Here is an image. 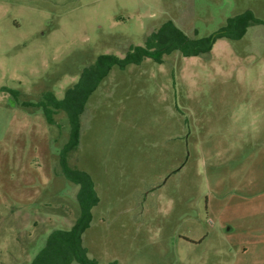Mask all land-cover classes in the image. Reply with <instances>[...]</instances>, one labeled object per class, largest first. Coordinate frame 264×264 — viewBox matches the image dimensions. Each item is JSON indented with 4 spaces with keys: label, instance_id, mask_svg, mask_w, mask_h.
<instances>
[{
    "label": "rangeland",
    "instance_id": "374dc122",
    "mask_svg": "<svg viewBox=\"0 0 264 264\" xmlns=\"http://www.w3.org/2000/svg\"><path fill=\"white\" fill-rule=\"evenodd\" d=\"M249 11L262 21L208 56L114 66L68 161L96 184L83 243L99 264H264V0H0V264H29L79 216L69 119L25 104L170 19L208 37Z\"/></svg>",
    "mask_w": 264,
    "mask_h": 264
},
{
    "label": "trees",
    "instance_id": "16d2710c",
    "mask_svg": "<svg viewBox=\"0 0 264 264\" xmlns=\"http://www.w3.org/2000/svg\"><path fill=\"white\" fill-rule=\"evenodd\" d=\"M262 20L254 17L252 12H245L230 18L228 25L208 37L189 36L171 19L166 21L157 31H152L144 46H131L124 57L117 54H103L83 70L81 78L69 88L64 98H58L53 92L43 95L37 103H26L25 106L36 105L43 109V115L49 124H56L55 114L65 112L70 122L69 139L61 151L62 172L72 182L79 185V216L70 229L55 228L47 237L43 247L29 264H99L88 255L85 247L84 233L93 219L92 209L100 203L95 189L93 177L78 165L69 164L68 156L79 149L82 132V116L86 113L89 97L110 74L114 66L121 69L130 64L138 65L151 57L158 63L164 61L168 53L179 52L186 57L210 55L212 47L221 38H237L245 33L249 25Z\"/></svg>",
    "mask_w": 264,
    "mask_h": 264
},
{
    "label": "crops",
    "instance_id": "0c3cea01",
    "mask_svg": "<svg viewBox=\"0 0 264 264\" xmlns=\"http://www.w3.org/2000/svg\"><path fill=\"white\" fill-rule=\"evenodd\" d=\"M106 79V78H105Z\"/></svg>",
    "mask_w": 264,
    "mask_h": 264
}]
</instances>
